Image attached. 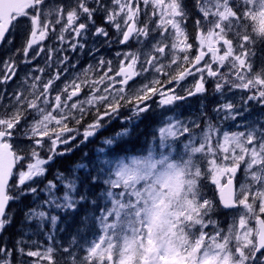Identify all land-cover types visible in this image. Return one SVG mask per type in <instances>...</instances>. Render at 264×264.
Segmentation results:
<instances>
[{"label":"snow or ice","instance_id":"1","mask_svg":"<svg viewBox=\"0 0 264 264\" xmlns=\"http://www.w3.org/2000/svg\"><path fill=\"white\" fill-rule=\"evenodd\" d=\"M22 20L23 46L0 61V236L10 202L31 196L24 218L48 243L0 240V264H264V0H0V47ZM38 58L44 66L9 91ZM209 80L220 96L213 116L162 114L147 149L120 147L155 114L154 97L172 111L203 98ZM115 120L108 152L46 180L57 158ZM220 208L235 212L224 227ZM69 227L64 247L57 233Z\"/></svg>","mask_w":264,"mask_h":264},{"label":"rangeland","instance_id":"2","mask_svg":"<svg viewBox=\"0 0 264 264\" xmlns=\"http://www.w3.org/2000/svg\"><path fill=\"white\" fill-rule=\"evenodd\" d=\"M56 3H67L68 0H55ZM189 6L192 5L193 0H187ZM195 14V13H194ZM27 23V21L22 20L20 22V25L15 29L14 32V40H13V44L12 45H4L3 47L0 48V61H3L4 59L7 58V52L9 49H14L17 47H22L24 40L27 38V29L24 27V25ZM97 23H99V21H97ZM189 30L192 31L191 29V21H189ZM45 46H47L48 42L45 41ZM93 43L92 39H89V46H91ZM132 47L134 48L135 45H132ZM117 50V48H112L110 50H104L103 54L105 55H111L114 54V52ZM256 51L258 53V55H260L261 53H264V43H257L256 45ZM23 57L21 56H16V60L17 63L20 62V60H22ZM55 59V57H54ZM90 63L92 62L90 59H88L87 57H82V63ZM39 65L41 67L44 66V60L43 58H38L36 61L33 62L32 65H25V64H21L17 73V79L14 81L9 82V91L13 90L14 88L18 87L19 85V78H22L26 75V73H28L30 70H32V67L34 65ZM86 66V63H85ZM2 74V73H0ZM35 75H40L38 72H34ZM138 83L142 82V81H137ZM193 82L192 77H189L187 79V81L182 82V87H188L191 85V83ZM28 83H31V80L28 81ZM206 88L208 89V92L205 94V96L203 98L201 97H190L187 99V101L184 102H178V107L174 106L172 111H168V112H163L162 109H158L156 107L157 101H158V97H154L153 100L151 101L152 105H153V109H155V114L152 115L150 114L148 117H146L145 119L148 120L151 123V127H153V133L149 134L146 136V138L143 139V141H146V144L142 145V147H148L153 143V136H154V129L158 126L159 121L161 119V115H166V116H173V115H177L179 114V118L184 119L186 117L189 118H195L196 115L199 114V112L201 111V109H203V111L207 112V114L209 116H213V112L212 109L214 107H216L217 101L220 100V96L219 94H214L213 93V88L214 85L212 83L211 80H209V82L206 84ZM179 91V89H178ZM181 94H183L181 92ZM239 95L240 93L237 91L235 96H231L230 98L236 102L239 99ZM251 103V102H250ZM260 111L259 107H257L254 111H253V115H256L258 112ZM125 115H127V113L125 112ZM239 118H237V122L239 123ZM232 123L231 121L225 122V129L229 130V131H236V130H241L236 128L235 126L228 128V124ZM137 124H139V121L137 122ZM121 122L119 120H115L112 122L111 125H109V127L102 131L101 133H99L96 137L90 138L89 141L85 142V144L81 145L79 148H77L76 150H74L71 153H68L65 156L68 155H72L74 153H78L80 155H78L77 157H75L74 160H72L69 164L70 165V169H73L75 167H77L80 164H88L89 166H91V162H93L97 155L99 154V150L100 149H104L105 152L109 151V146H106L103 141L106 137H110L111 135H113L116 131H119L121 128ZM123 143L120 145L122 147V145H126L127 146V139L123 138ZM115 147V146H112ZM127 148V147H126ZM177 149L178 150H182V145H177ZM117 151H119V149H116ZM130 154H136V153H130ZM61 158V157H60ZM60 158H57L55 163L53 164L55 167H53L52 169H49L46 180H53L54 176L50 177V172H54L55 175L57 173V171L59 172H63L60 169H57L56 167H58V161L60 160ZM69 172V171H68ZM68 172H64L65 174H67ZM81 176L84 175V173L80 172L79 173ZM243 180V176L242 173H238L237 174V181L241 182ZM46 182V181H44ZM40 183V187H43V183ZM204 193H206L207 198L209 199H213V200H217L218 199V195L215 189V186L208 184L207 186H205L203 188ZM38 197L39 199H44V193L39 192L38 193ZM38 202V201H37ZM33 206V201H32V197L28 196L26 198H23L19 203L16 202H12L11 206H10V210L12 209V211L15 212V216L16 214H18V216L20 217V226H18L15 230V237L14 239H10V241L8 242V237L5 236V232L2 236H0V240H4L6 241L9 245L12 244V242L15 239H19L22 235L24 236L25 240H38L41 241L44 244H47L48 241L44 238L43 235H33V231L35 230V221H26L24 218V213L28 210V207ZM220 210H223L222 208H220L218 210V212L215 214L214 218L221 221L226 219V222L221 223V227H224L227 222L228 219L232 216L235 215L234 211H224L225 213H220ZM58 214V213H57ZM71 218H69V224H71ZM60 227H64V225H60ZM47 230V228H46ZM70 233H74V229L72 227H69L67 230H65L64 232H58L57 233V239L58 241L64 245V247H68V240L70 239ZM57 259L59 260V256H57ZM60 264H63V261H60Z\"/></svg>","mask_w":264,"mask_h":264},{"label":"trees","instance_id":"3","mask_svg":"<svg viewBox=\"0 0 264 264\" xmlns=\"http://www.w3.org/2000/svg\"><path fill=\"white\" fill-rule=\"evenodd\" d=\"M151 133H153V127H151V123L148 120L143 119L142 121H139L138 126L133 130L132 134L129 137H124L125 139H127V146L123 144L122 147L121 146L120 147L129 153H131V151H135L136 153H138L141 150H145V149H147V147H142V145L146 144V141H143V139L146 138V136L151 134ZM119 151H120V149H119ZM78 155H80V154L74 153L72 155L61 157L60 160L58 161V167H56V168L60 169L63 172H68L70 169V165H71L69 163L72 160H74L75 157H77ZM50 168L52 169L53 167L51 166ZM82 172L83 171H81V173ZM51 176L55 177V173L53 171L50 172V177ZM9 210H10V208H9ZM11 211H12V209H11ZM224 211H226V210L224 209ZM224 211L220 210V213H225ZM225 221H226V219L222 220V223H224ZM20 225H21L20 224V217L18 216V214H16V216H14L12 226L9 227L8 229H6V232L4 234L5 236L8 237V242L10 241V239H14L15 230Z\"/></svg>","mask_w":264,"mask_h":264},{"label":"water","instance_id":"4","mask_svg":"<svg viewBox=\"0 0 264 264\" xmlns=\"http://www.w3.org/2000/svg\"><path fill=\"white\" fill-rule=\"evenodd\" d=\"M206 59H207V57H206Z\"/></svg>","mask_w":264,"mask_h":264}]
</instances>
